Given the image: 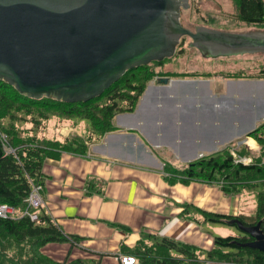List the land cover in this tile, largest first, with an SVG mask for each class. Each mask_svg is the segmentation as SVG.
<instances>
[{
    "label": "crops",
    "instance_id": "crops-1",
    "mask_svg": "<svg viewBox=\"0 0 264 264\" xmlns=\"http://www.w3.org/2000/svg\"><path fill=\"white\" fill-rule=\"evenodd\" d=\"M157 70L183 72L170 70L166 62ZM225 72L171 77L168 84L155 77L134 111L117 113L113 130L87 141L86 153L62 151L58 158L47 157L44 210L65 232L82 238L74 246L48 243L45 250L59 244L60 260L69 251L70 259H96L103 253V264H121V247L134 246L143 231L210 248L213 234L205 228L210 223L203 222L201 210L238 213L240 194H226L200 180L169 183L164 163L182 166L222 149L264 121V79L227 77ZM62 121L51 118L42 133L63 140L75 128H56ZM250 148L259 150L258 145Z\"/></svg>",
    "mask_w": 264,
    "mask_h": 264
},
{
    "label": "trees",
    "instance_id": "trees-1",
    "mask_svg": "<svg viewBox=\"0 0 264 264\" xmlns=\"http://www.w3.org/2000/svg\"><path fill=\"white\" fill-rule=\"evenodd\" d=\"M237 19L247 23H264V0H234ZM160 62L159 65L163 64ZM225 72L227 77H251ZM179 72H163L149 64L127 70L100 95L86 101L68 102L50 97L30 98L19 93L13 85L0 79V203L6 202L16 208L14 216L0 217V264H103V253L96 259L73 258L70 251L63 260H53L42 249L48 243L76 245L82 236L64 231L44 207L33 220L22 214L27 208L26 198L34 185H45L43 165L47 157L58 158L62 151L86 153L88 142L99 140L107 131L113 130L114 116L119 112L134 111L149 80L157 76L180 77ZM57 117L71 121L88 119V132H71L63 140L50 138L42 133L49 120ZM4 133V136L2 135ZM253 137L259 152L248 163L237 156V142L241 138L212 153L176 167L165 162V179L169 183H189L200 180L218 185L226 194H238L245 188L259 187L257 208L253 216L228 215L201 210L203 222L226 223L238 228L235 219L244 225L261 222L264 230V121L246 134ZM11 148L8 151L7 148ZM13 149V150H12ZM110 225L130 231L118 222ZM243 232V231H242ZM213 235V244L204 248L169 236H157L141 232L132 247L123 245V253L133 254L137 264H264V251L245 245L253 238L247 233Z\"/></svg>",
    "mask_w": 264,
    "mask_h": 264
},
{
    "label": "water",
    "instance_id": "water-1",
    "mask_svg": "<svg viewBox=\"0 0 264 264\" xmlns=\"http://www.w3.org/2000/svg\"><path fill=\"white\" fill-rule=\"evenodd\" d=\"M189 0H0V79L30 98L86 101L127 70L173 56L188 35L207 54L264 50V32L182 24ZM168 84L172 78L158 76ZM238 228L264 251L261 222Z\"/></svg>",
    "mask_w": 264,
    "mask_h": 264
},
{
    "label": "rangeland",
    "instance_id": "rangeland-1",
    "mask_svg": "<svg viewBox=\"0 0 264 264\" xmlns=\"http://www.w3.org/2000/svg\"><path fill=\"white\" fill-rule=\"evenodd\" d=\"M236 12L237 9L234 0H189V7L181 10L180 20L183 25L194 31L197 27L205 26L232 32H264V23H247L240 21L237 19ZM191 41L192 38L190 36H182L176 53L171 57L163 59L166 65H169L170 70L183 71L182 73L185 75L181 77H204L207 71H233L232 73H239L240 75L245 74L256 79H264V50L207 56L201 52L199 48L191 46ZM163 60H154L148 63L149 67H156L159 69V63L163 62ZM261 90L263 91L264 88ZM63 122L64 121H62V123ZM68 125L75 128L74 130L72 129L71 132L84 134L86 131L88 132L90 122L85 118H75L74 124L72 121L66 120L63 124H57L56 128L59 129L62 126L65 127ZM250 139L253 140V143L248 141ZM256 144V140L253 137L248 138L246 135L242 136L240 141L237 142V147H239L238 152L242 150L249 155L246 157L237 156V160H242L245 163L250 162L251 158L259 153L257 152V148H255V150L250 148V146L256 147ZM259 190V187H251L245 188L238 193V195L240 194L239 200L241 202V208L238 210V213L228 215L245 214L254 217L258 200L257 192ZM214 226H219L223 229L219 231L216 230ZM205 228L213 235L244 234L240 228L226 223L211 222L207 224ZM43 249L45 250V246ZM46 250L44 252L53 260H60L63 253L62 247L59 244L50 245Z\"/></svg>",
    "mask_w": 264,
    "mask_h": 264
},
{
    "label": "built area",
    "instance_id": "built-area-1",
    "mask_svg": "<svg viewBox=\"0 0 264 264\" xmlns=\"http://www.w3.org/2000/svg\"><path fill=\"white\" fill-rule=\"evenodd\" d=\"M2 135L4 136V133H2ZM7 149L8 151L11 150L9 147ZM203 154L204 153L200 154L199 156H202ZM26 202L27 208L22 212V214H28L33 220L37 219L39 216L38 209L44 206L40 185H34L32 187L31 192L26 198ZM15 212L16 208L13 205L6 202L0 203V217L14 216ZM118 258L121 264H137V258L133 254L120 253Z\"/></svg>",
    "mask_w": 264,
    "mask_h": 264
},
{
    "label": "flooded vegetation",
    "instance_id": "flooded-vegetation-1",
    "mask_svg": "<svg viewBox=\"0 0 264 264\" xmlns=\"http://www.w3.org/2000/svg\"><path fill=\"white\" fill-rule=\"evenodd\" d=\"M192 42H193V41H191L190 44H192ZM200 51L203 52V53H204L205 55H207V56H213V55H211V54H207V53H205V51H203V50H200Z\"/></svg>",
    "mask_w": 264,
    "mask_h": 264
},
{
    "label": "bare ground",
    "instance_id": "bare-ground-1",
    "mask_svg": "<svg viewBox=\"0 0 264 264\" xmlns=\"http://www.w3.org/2000/svg\"><path fill=\"white\" fill-rule=\"evenodd\" d=\"M248 141H250L251 143H253V140H252V139H250V140H248Z\"/></svg>",
    "mask_w": 264,
    "mask_h": 264
}]
</instances>
